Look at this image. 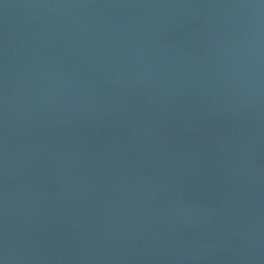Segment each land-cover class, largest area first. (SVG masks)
Wrapping results in <instances>:
<instances>
[{
  "label": "water",
  "instance_id": "obj_1",
  "mask_svg": "<svg viewBox=\"0 0 264 264\" xmlns=\"http://www.w3.org/2000/svg\"><path fill=\"white\" fill-rule=\"evenodd\" d=\"M0 264H264V0H0Z\"/></svg>",
  "mask_w": 264,
  "mask_h": 264
}]
</instances>
